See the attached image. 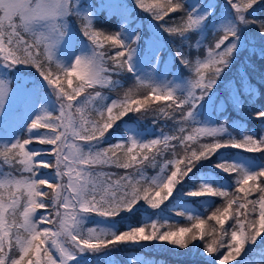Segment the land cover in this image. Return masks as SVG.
Returning a JSON list of instances; mask_svg holds the SVG:
<instances>
[{"label": "snow or ice", "instance_id": "6c2138e0", "mask_svg": "<svg viewBox=\"0 0 264 264\" xmlns=\"http://www.w3.org/2000/svg\"><path fill=\"white\" fill-rule=\"evenodd\" d=\"M227 2L239 23L256 24L264 33V20H249L245 16L260 0ZM136 4L158 21H164L171 13L184 9L181 0H156L152 4L136 0ZM75 8L74 0H0V62L6 66L22 64L34 67L52 89L58 105L54 112L41 109L28 126L30 134L27 138L17 139L0 148V164L21 173L19 178L4 174V179L0 180V264H70L77 253L84 251L101 252L115 245L151 241L185 249L198 239L204 241V251L217 264H232L248 243H254L264 234V168L249 172L233 163L221 162L216 167L236 175L235 192L202 183L197 190L187 193L193 197L224 198L225 206L215 208L207 217V221H214L219 230L211 226L209 231L207 221L199 215H188L191 227L176 230H171L166 222L158 224L156 221L124 231L89 228L84 233L81 227L85 215L95 213L103 218H114L122 212H131L140 201L153 209L159 208L196 163L210 159L222 148L264 152V136L258 139L248 135L240 140L229 138L224 142L200 144L198 149L191 148L189 142H198L200 136L218 137L226 131L222 126L204 125L188 135H183L186 129L181 126V135L178 136L162 134L161 138L148 142L129 136L125 143L102 149L98 147L117 121L131 112H140L142 108L147 112L152 101L170 102L159 108L166 118L172 119L178 113L180 125L189 121L193 123V108L214 87L236 50L238 26L232 24L223 28V35L218 38L214 50L209 51L208 58L196 60L195 79L189 82L186 95H177V86L169 83L137 77L138 85L146 89L142 97L129 89L122 99L102 104L98 110L100 119L91 120L86 112L89 103L105 99L95 89L116 83L106 75L105 44L121 49L109 57L113 70L132 72L139 34L131 42H125L121 33L105 34L94 30L92 20L87 16L88 22L82 26L81 32L93 45L92 53L75 57L71 64L56 59L57 68L67 82L66 89L60 75L54 76L41 57L49 63L53 61L58 45L67 35L65 18L71 14L80 15ZM210 13L211 9L200 15L193 9L187 11L182 26L165 25L164 28L170 34L183 36L201 26ZM25 35L30 39H25ZM178 56L182 63L192 67L183 51H179ZM73 77L77 80L75 85ZM89 89L95 91L94 96L88 92ZM7 94V83L0 81V107L4 105ZM114 110L117 111L114 113ZM255 116L264 118V112H257ZM39 129H47V132L34 131ZM173 140L183 146L182 156L176 152V145L170 144ZM34 142L52 146L47 153L52 159L46 160L43 151L30 149ZM169 148L176 158L164 163L160 175L146 177L144 168L157 166V156ZM96 166L134 171L113 180L110 173L94 172ZM49 168L53 169L50 176L41 175V169ZM24 173L29 175L24 176ZM45 187L51 191H44ZM254 192L260 193L258 199H249ZM49 207L51 215L36 218L38 209ZM230 219L234 223L229 233L224 226ZM42 224L48 226L41 227ZM206 236L214 238L209 242L205 240ZM217 253L221 254L217 257Z\"/></svg>", "mask_w": 264, "mask_h": 264}, {"label": "trees", "instance_id": "16d2710c", "mask_svg": "<svg viewBox=\"0 0 264 264\" xmlns=\"http://www.w3.org/2000/svg\"><path fill=\"white\" fill-rule=\"evenodd\" d=\"M131 7V13L135 14L136 18H140L144 22L149 21L159 30L163 47L160 53L163 56L168 55L171 60V66L177 70L178 74L185 77L189 81L195 79L194 66L196 60L204 61L209 56V51L214 50L215 43L218 38L223 35V28L232 24L238 26L239 39L236 41V50L234 51L230 62L227 67L217 79L214 87L199 100L195 105V109L199 104L203 107L206 105L207 99L213 96V113L216 118V123L223 124L226 127L224 134L218 137L200 136L198 142H189L190 147L198 149L200 144H210L214 142H224L229 138L240 140L243 136H253L260 138L264 136V118L257 119L255 113L264 112V33H261L258 25L248 23L242 24L236 20L235 13L227 0H212L214 11L209 14L204 24V35L200 38L198 29L187 32L183 36L178 34H170L165 30L164 26L179 27L187 18V11H192L194 6L189 3V0H181L184 3V9L171 13L164 21L154 19L150 12H146L139 8L136 0H128ZM156 0H145L146 4L155 3ZM163 2V0H161ZM224 10L231 15V20L223 27H215L210 24V20L219 16L220 11ZM247 19H260L264 20V0L249 9L245 13ZM183 18V19H182ZM146 20V21H145ZM75 27L76 37L80 40L91 42L81 32L82 26L87 23L80 15H75L72 20ZM92 27L96 31H102L105 34L121 33L125 42H131L132 37L124 35V28L121 18L116 14H104L92 19ZM25 39H30L25 35ZM92 45V44H91ZM93 46V45H92ZM76 47V44L74 48ZM121 50L119 47H109L105 44L103 51H105V64L104 67L108 70V74L115 81L114 86L97 87L95 90L100 91L104 100L96 101L94 106L87 107V117L91 120H99V109L102 104H110L112 100L122 99L124 95L132 89L142 97L146 89L141 88L136 78L139 77L135 69L132 72L128 71H114V66L109 57L114 56L115 52ZM183 51L185 57L191 61L192 67H189L181 62L178 52ZM45 62V67L50 68L53 75H60L65 88L67 89V82L64 80L60 69L57 68L56 60L53 59L51 63L47 62L45 57H41ZM65 64H71L70 61H62ZM74 63V62H73ZM22 65V64H21ZM27 70L33 72L42 80H44L39 72L31 66L23 65ZM206 75L208 73L206 72ZM46 82V81H45ZM47 83V82H46ZM77 83L73 77V85ZM70 90V89H69ZM88 91L95 92L93 89ZM187 92L178 90L177 95ZM199 94V90H197ZM168 101H152L148 106L147 112L141 109L140 112H131L127 114L122 120L117 121L109 133H106L105 138L99 144V148H108L116 143H125L129 136L136 138L135 131H143V137L140 139L148 142L152 139L161 138L162 134L169 136L181 135L179 128L183 126L186 131L183 135L192 134V130L196 128L197 123L193 119L191 121L180 125L178 123L180 116L175 114L174 118L169 119L159 112V108L166 106ZM187 107V106H185ZM117 110H114V113ZM106 114V113H105ZM36 113L31 109L26 117L20 119L15 124L13 131V140L27 138L29 135L28 126L32 119L35 118ZM47 130V129H39ZM15 142V141H14ZM13 141L10 139L6 142L0 143V148L5 144H11ZM170 144L176 145V152L182 156L184 149L177 141H170ZM158 148L160 146H157ZM30 149L40 150L46 153L44 158L52 159L47 153L50 152L52 146L39 145L34 142L29 146ZM139 151V150H137ZM155 151V149H153ZM118 154L122 156V153ZM171 148L162 150V154L157 156V166H146L144 168V175L146 177H154L156 174L160 175V168L163 167L167 160L174 159ZM244 158L249 160V163H242L239 159ZM2 160V157H0ZM230 162L235 165L244 167L249 172L258 171L264 168V152H247L241 149L226 147L220 149L210 159H204L196 163L192 171L184 178L182 182L177 184L172 196L169 197L159 208H151L144 201H140L138 205L131 212H122L119 216L114 218H104L108 221V227L112 226V231H124L132 226H144L146 222L149 224L156 221L158 224L167 223L171 226V230H176L179 227H191V221L188 220V215H199L200 218L207 221V217L217 207L225 206L226 202L221 197H193L187 195L188 192L197 190L200 184H211L217 188H223L230 193L235 192V174H229L222 169L216 167L218 163ZM3 169L10 170L15 173V176L20 177L21 173L15 168L8 165H3ZM110 173L111 179L115 180L121 176L127 175L134 170H125L114 166H98L96 172ZM53 169H41V175H51ZM28 176V173H24ZM44 191L50 192L47 187ZM243 195V194H240ZM260 193L254 192L248 198L258 199ZM99 198V197H98ZM178 213H184L178 215ZM51 207L47 209H38L36 218L39 219L41 215H51ZM93 217H100L95 213L91 214ZM90 220L84 223L81 231L86 233L85 227L91 226ZM96 222V221H95ZM234 221L232 219L226 221L225 228L229 233L232 230L231 225ZM95 223H93L94 225ZM48 225L42 224L41 227ZM211 226H215L214 221H207L208 230ZM219 230V226H215ZM218 234V233H217ZM214 237L206 236V241H211ZM139 254V257H134V254ZM55 255V252H53ZM221 253H217V257ZM137 260V264H217V261L209 256L204 251V241H193L188 248L179 249L166 243L158 241L143 242L140 244H123L111 246L101 252H80L79 259H76L74 264H132L131 258ZM232 264H264V234L259 236L254 243H248L241 253V256L232 262Z\"/></svg>", "mask_w": 264, "mask_h": 264}, {"label": "rangeland", "instance_id": "374dc122", "mask_svg": "<svg viewBox=\"0 0 264 264\" xmlns=\"http://www.w3.org/2000/svg\"><path fill=\"white\" fill-rule=\"evenodd\" d=\"M74 3L76 5L75 11L79 12L80 16L86 21L87 16L92 20L102 13H113L121 18L125 36L135 38L139 34L132 60L133 68L139 77L150 78L156 82L169 83L170 85L177 86L178 90L187 92L190 81L180 76L177 70L171 66V60L168 55L163 56L159 52L163 47L159 30L153 23L146 20L144 22L140 18H136L135 14L131 13V7L133 6L129 5L128 0H74ZM189 3L196 9V14L202 15L208 12L209 9H211L210 14L214 11L212 0H189ZM74 16L75 14L68 15L64 20L67 35L63 38L60 45H58L54 53V60L74 62L75 57L90 55L92 53L93 46L76 37L75 27L71 21ZM205 22L206 20L197 28L200 32V38L204 35ZM230 22H232L231 15L224 10L220 11L218 17L210 20V24L215 27H223ZM75 44L76 47L74 48ZM106 75L112 79L108 74ZM0 81L6 82L8 86L7 98L4 105L0 107V143L10 139L13 142L16 141L15 139L13 140L15 124L20 119L26 117L31 109L38 115L42 108L49 112H54L58 107L56 102L57 97L48 84L36 74L27 70L23 65L6 66L3 62H0ZM91 93L93 96L95 95V92ZM212 102L213 96H210L204 107L199 104L193 109V119L198 125L196 128L202 125L210 127L222 126L226 130L225 125L216 123ZM95 104L96 101H93L89 103V106H94ZM76 118H79L78 115ZM34 131L47 132V130ZM143 133V131L136 130V139L140 140L143 137ZM239 160L242 163H249V160L244 158ZM97 167H94V172H96ZM8 173L13 177L19 178L12 171L3 169L2 164H0V180L4 179V174ZM88 220L91 221L90 224L92 225L85 227L86 232L89 228L97 230L112 229V226L108 227L106 219L103 217L95 218L91 214L85 215L82 227H84V223ZM93 223L95 224L93 225ZM79 257L80 253H77L76 259H79ZM134 257L138 258L139 254L134 255ZM134 257L130 259L131 263L137 264V260L133 259ZM75 260L70 261V264H74Z\"/></svg>", "mask_w": 264, "mask_h": 264}]
</instances>
